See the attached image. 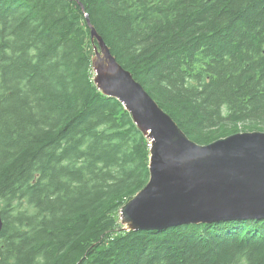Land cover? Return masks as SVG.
Returning <instances> with one entry per match:
<instances>
[{
    "label": "trees",
    "instance_id": "1",
    "mask_svg": "<svg viewBox=\"0 0 264 264\" xmlns=\"http://www.w3.org/2000/svg\"><path fill=\"white\" fill-rule=\"evenodd\" d=\"M86 13L191 140L264 131V0H0V264H264V219L121 224L149 146L94 83Z\"/></svg>",
    "mask_w": 264,
    "mask_h": 264
},
{
    "label": "water",
    "instance_id": "2",
    "mask_svg": "<svg viewBox=\"0 0 264 264\" xmlns=\"http://www.w3.org/2000/svg\"><path fill=\"white\" fill-rule=\"evenodd\" d=\"M85 18L96 86L124 102L137 127L152 139L149 179L120 211L125 228L158 232L185 224L264 219V131L233 133L207 144L191 140L116 60L87 13Z\"/></svg>",
    "mask_w": 264,
    "mask_h": 264
},
{
    "label": "bare ground",
    "instance_id": "3",
    "mask_svg": "<svg viewBox=\"0 0 264 264\" xmlns=\"http://www.w3.org/2000/svg\"><path fill=\"white\" fill-rule=\"evenodd\" d=\"M93 70H94V68H93ZM95 71V70H94ZM95 73H96V71H95ZM97 74V73H96ZM93 80H94V77H93ZM95 83V82H94ZM98 88V87H97ZM99 90V89H98ZM102 93V92H101ZM105 95V94H104ZM108 96V95H107ZM111 97H113V96H111ZM116 98V97H115ZM118 99V98H117ZM119 100V99H118ZM122 104H123V106H124V102H122L121 100H119ZM124 108H125V106H124ZM126 109V108H125ZM127 110V109H126ZM128 111V110H127ZM129 112V111H128ZM130 113V112H129ZM131 115V114H130ZM132 117V116H131ZM133 120V119H132ZM134 122V121H133ZM135 123V122H134ZM137 126V125H136ZM144 134V133H143ZM145 135V134H144ZM146 138H148L149 139V141H148V146H149V162H150V156H151V153H150V148H151V146H152V139L151 138H149V137H147V136H145ZM148 169H149V164H148ZM121 211V210H120ZM119 215H120V212H119ZM121 221V220H120ZM220 222V221H219ZM121 224L122 225H124V228H125V224H123L122 222H121ZM125 229H127V228H125ZM2 231V230H1Z\"/></svg>",
    "mask_w": 264,
    "mask_h": 264
},
{
    "label": "rangeland",
    "instance_id": "4",
    "mask_svg": "<svg viewBox=\"0 0 264 264\" xmlns=\"http://www.w3.org/2000/svg\"><path fill=\"white\" fill-rule=\"evenodd\" d=\"M95 55V53H94V50H93V55H92V58H93V56ZM93 72H94V75H96V73H95V71L93 70ZM147 141H149V139L147 138Z\"/></svg>",
    "mask_w": 264,
    "mask_h": 264
}]
</instances>
